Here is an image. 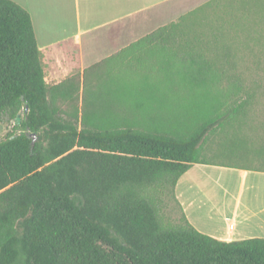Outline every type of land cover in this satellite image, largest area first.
Masks as SVG:
<instances>
[{
    "label": "trees",
    "instance_id": "16d2710c",
    "mask_svg": "<svg viewBox=\"0 0 264 264\" xmlns=\"http://www.w3.org/2000/svg\"><path fill=\"white\" fill-rule=\"evenodd\" d=\"M261 17L207 0L49 84L29 12L0 0V264H264V238L204 234L175 195L193 164L264 172L238 165L264 155L241 68Z\"/></svg>",
    "mask_w": 264,
    "mask_h": 264
},
{
    "label": "crops",
    "instance_id": "0c3cea01",
    "mask_svg": "<svg viewBox=\"0 0 264 264\" xmlns=\"http://www.w3.org/2000/svg\"><path fill=\"white\" fill-rule=\"evenodd\" d=\"M70 1L73 2V9L75 10V19L73 22L75 25V30L67 31L69 22L63 19L62 23L58 27V29L60 28L59 36L57 35L55 39H52L51 41H45L38 46L42 53L45 80L49 84H54L61 81L66 76L74 73V69H76V72H82L84 68L116 53L122 48L128 46L130 43L151 32L155 28L166 24L165 21H162L165 20L166 4L167 2H171L173 0ZM193 8L195 7L186 9V11H189ZM182 13L179 15H174V17L169 20V22L176 19ZM84 36L88 37V40L92 46L93 43H96L97 45L96 49H91L92 53L89 51V53L94 54L95 56L91 61H86L87 59L85 58V50L87 49L85 48V44L87 40L84 41ZM69 44H72V48L66 49L65 46ZM51 45L57 48V53L55 54L56 62L53 63L48 62L49 58L46 54V46ZM69 50H77L74 61L72 60L71 55L67 53ZM49 64H51V67L53 68L57 78L54 76L50 77L47 74ZM200 166L209 165L193 164L190 169L179 178L175 187L176 198L181 204L187 220H189V222L194 227H197L198 230H201V227L197 225L196 219H193L188 215L187 205L182 199V191L179 193V185L183 183L184 180H186L188 184H184L185 192L190 191L193 193L195 191L196 194V190H199L200 195H202L204 188H196L199 186L198 181L192 177L187 178V176L191 175V173H196L194 169L195 167ZM217 167L225 168L223 166ZM237 170L240 172L243 182H245L251 172L255 173V177L253 178L254 184L252 185L254 189L252 196L253 207L248 206L249 204H244V208L239 210L238 204L239 201H241V191H239L235 198L236 205L231 210L229 209L228 212L225 211L224 206H222L223 208L221 207L223 210L219 208V216L221 221L224 223L223 226L218 225L214 227V229H207L203 232L219 240H243L254 237L264 238V172L247 169ZM204 174L205 179L201 180V185L205 184L206 182L205 180L207 173ZM213 182L217 184L216 180ZM225 192L226 191L224 190L223 194L219 195L217 199L225 200ZM205 197L210 201L215 199L208 195V193ZM197 200L201 201V198ZM192 201L193 199L188 201L189 206L193 205V203H191ZM199 201H194V204L200 209L201 205ZM206 219L209 223L217 222L218 220L217 217L213 219L210 216H207ZM251 221L255 226L254 233L249 230V227L247 228L249 231H244V229L240 230L238 228L241 226V224H250Z\"/></svg>",
    "mask_w": 264,
    "mask_h": 264
},
{
    "label": "rangeland",
    "instance_id": "374dc122",
    "mask_svg": "<svg viewBox=\"0 0 264 264\" xmlns=\"http://www.w3.org/2000/svg\"><path fill=\"white\" fill-rule=\"evenodd\" d=\"M13 1H16L18 4L22 5L29 12L38 46L45 41H51L52 39H55L57 35L59 36L60 28L58 29V27L62 23L63 19L69 22L67 31L75 30V25L73 23L75 19V10L73 9V2H71L70 0ZM206 1L207 0H173L171 2H167L165 20L162 21L168 23L169 20L174 17V15H179L182 12L185 13L187 12L186 9L197 7ZM257 23L259 25L255 26V31H257L258 33L255 34L252 32L253 34L251 33V35L256 39L258 38V43L255 44L251 43L250 41L247 43V50H245L244 52V61L241 64V68L243 72H245L248 84H250V87L254 92V97L247 117V122L249 125L247 126L248 130L245 128L243 133L244 135L249 137V142L247 145L254 150H260V148H264V17L258 18ZM84 41H86L85 48H87L85 50V58L87 59L86 61H91L95 57L94 54H91V49H96L97 45L96 43H93L92 46V44L88 40V37L86 36H84ZM65 47L66 49H70L72 48V44H69ZM249 48H251V50ZM56 49L57 48L53 47L52 45L46 46L47 53H45L48 55L49 63L56 62ZM89 51L91 53H89ZM76 52L77 50H69L67 52L71 55L73 61L76 57ZM73 72H76V69H74ZM47 74L50 77L54 76L55 78H57L53 68L51 67V64H49ZM11 127V123H0V138L3 137ZM216 141H218L217 136H212L209 140L207 146L208 148L205 152L207 153L208 158H212V152L214 153V144L216 143ZM216 161H219V159H216ZM240 164H245L250 167L264 168V155L262 157L260 156L259 159H254L253 162L248 163L243 160H238V165ZM217 166L209 165L195 167L194 169L196 173H191V175L187 176V178L192 177L193 179H196L198 181L199 186L196 187L197 189L204 188L202 195H200L199 190H196V194L195 191L193 193H191L190 191L185 192L184 184H188L186 180H184L183 183L179 185V193L182 191V199L187 205V213L191 218L196 219V223L199 227H201V230H198L197 227L195 228L202 233H204L203 231L207 229H214V227L218 225L223 226L224 223L223 221H221L219 211L223 208L222 206L225 207L224 210L227 212L229 209L231 210L236 205L235 198L239 191H241V201H239L238 204L239 210L244 208V204H249L248 206L253 207L252 196L254 189L252 185L254 184L253 178L255 177V173L251 172L245 182H243L241 174L237 169L230 167L219 168ZM204 173H207L205 180L206 182L205 184L201 185V180L205 179ZM214 180L217 181V184L213 182ZM224 190L226 191L225 200L217 199L219 195L223 194ZM207 193L215 199L211 201L206 199L205 196L207 195ZM200 198L201 201L197 200ZM190 199H193V201L191 202L193 203L192 206L188 205V201ZM194 201H199L201 205L200 209L194 204ZM173 207V203L170 204L171 212L169 211V214L171 213L172 216H178L179 212L175 207L172 210ZM207 216H210L213 219L217 217L218 220L217 222L209 223L206 219ZM248 227L249 230L254 233L255 226L252 221L248 225L241 224V226H239L238 228L240 230L244 229V231H249L247 230Z\"/></svg>",
    "mask_w": 264,
    "mask_h": 264
},
{
    "label": "water",
    "instance_id": "95a60500",
    "mask_svg": "<svg viewBox=\"0 0 264 264\" xmlns=\"http://www.w3.org/2000/svg\"><path fill=\"white\" fill-rule=\"evenodd\" d=\"M27 111V108H25V112ZM17 119H20V116H17ZM32 136L34 137V134H32Z\"/></svg>",
    "mask_w": 264,
    "mask_h": 264
}]
</instances>
